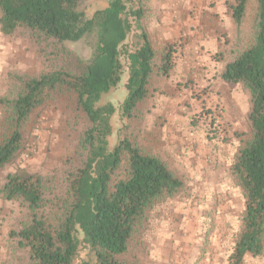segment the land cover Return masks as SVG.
Instances as JSON below:
<instances>
[{
    "label": "rangeland",
    "instance_id": "374dc122",
    "mask_svg": "<svg viewBox=\"0 0 264 264\" xmlns=\"http://www.w3.org/2000/svg\"><path fill=\"white\" fill-rule=\"evenodd\" d=\"M106 1L87 0L84 6L87 10L101 8ZM125 1L129 8L143 10L140 24L156 56L149 95L131 119L123 120L120 115L128 94L125 63L119 84L101 96L100 103L111 102L116 109L109 149L122 132L143 152L162 158L182 185L147 211L121 260L228 264L243 225L245 199L231 165L251 135V95L242 83L226 82L221 73L227 61L254 43L257 0H247L239 26L231 16L234 0ZM163 18L168 19L163 22ZM137 32L129 34L128 43L136 40ZM93 43L92 37L78 44H58L28 33L7 36L0 32V97L17 93L19 76L75 68V55L89 56ZM171 44L176 59L188 60L185 77L158 71L161 54ZM9 123V114L0 104V145L16 127ZM85 124L84 114L66 92L37 108L19 128L22 149L0 169V189L6 175L18 169L43 175L49 189L40 211L56 223L66 206L65 173L83 158L79 139ZM123 168L114 177L121 176ZM26 214L20 200H7L0 192V264H26V251L18 249L9 235L21 226ZM89 254L88 247L80 245L74 264ZM245 264H264V254L248 257Z\"/></svg>",
    "mask_w": 264,
    "mask_h": 264
},
{
    "label": "trees",
    "instance_id": "16d2710c",
    "mask_svg": "<svg viewBox=\"0 0 264 264\" xmlns=\"http://www.w3.org/2000/svg\"><path fill=\"white\" fill-rule=\"evenodd\" d=\"M86 1L0 0L4 35L22 32L58 44L94 39L89 56L75 55V68L19 76L17 93L0 97L9 126L16 125L0 145V169L23 147L22 122L59 92L69 95L86 121L79 139L83 158L65 173L66 206L56 223L40 211L49 189L43 175L18 169L6 175L0 189L3 198L20 200L27 208L21 226L9 233L16 247L26 251V264H74L80 245L90 254L78 264H138L121 260L137 224L156 202L182 185L162 158L143 152L122 132L109 149L116 109L111 102L100 103L101 96L119 84L125 63L128 94L120 115L131 119L149 95L156 50L141 27V8H129L125 0H107L101 8L87 10ZM246 4L247 0H234L231 16L237 26ZM133 31H138L136 40L128 43ZM174 53L171 44L161 54L158 71L164 76L174 66ZM221 77L242 83L251 95V135L231 165L245 199L243 225L228 264H245L248 257L264 254V0H257L254 43L225 63ZM122 165L123 173L114 177Z\"/></svg>",
    "mask_w": 264,
    "mask_h": 264
},
{
    "label": "crops",
    "instance_id": "0c3cea01",
    "mask_svg": "<svg viewBox=\"0 0 264 264\" xmlns=\"http://www.w3.org/2000/svg\"><path fill=\"white\" fill-rule=\"evenodd\" d=\"M168 18L164 19L163 18V22H166L165 20H167ZM177 55V54H176ZM182 58H178V59H174V66H173V71H171V74L173 77H180V75L182 74L183 77H185L188 74V60H186L184 58V61L181 62ZM181 63L183 64V67H181ZM186 74V75H185Z\"/></svg>",
    "mask_w": 264,
    "mask_h": 264
}]
</instances>
